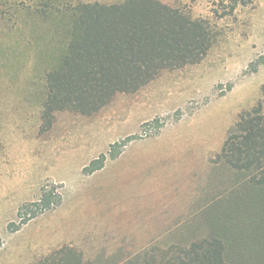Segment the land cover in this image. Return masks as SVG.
I'll return each mask as SVG.
<instances>
[{
	"label": "rangeland",
	"instance_id": "rangeland-1",
	"mask_svg": "<svg viewBox=\"0 0 264 264\" xmlns=\"http://www.w3.org/2000/svg\"><path fill=\"white\" fill-rule=\"evenodd\" d=\"M120 1L0 0V264L64 247L86 263L143 264L205 236L213 210L238 200L242 181L216 158L263 97L264 0H161L210 22L205 60L47 128L46 74L67 44L56 8Z\"/></svg>",
	"mask_w": 264,
	"mask_h": 264
},
{
	"label": "trees",
	"instance_id": "trees-1",
	"mask_svg": "<svg viewBox=\"0 0 264 264\" xmlns=\"http://www.w3.org/2000/svg\"><path fill=\"white\" fill-rule=\"evenodd\" d=\"M233 2L235 9L240 1ZM56 9L67 44L46 74L42 117L49 129L58 112L94 116L119 94L137 93L164 72L200 64L217 40L208 20L161 0L79 2ZM51 10L46 3L43 14L50 16ZM221 162L242 181L238 200L233 196L213 210L205 236L187 247L172 245L159 257L145 253L143 264H264V89L257 106L243 112L230 130L216 158ZM50 198L56 201L42 200L45 207L62 202L60 196ZM35 264L92 263L64 247Z\"/></svg>",
	"mask_w": 264,
	"mask_h": 264
},
{
	"label": "crops",
	"instance_id": "crops-1",
	"mask_svg": "<svg viewBox=\"0 0 264 264\" xmlns=\"http://www.w3.org/2000/svg\"><path fill=\"white\" fill-rule=\"evenodd\" d=\"M30 222H31V221H30ZM30 222L24 224L22 227L26 226V225L29 224ZM21 229H22V228H21ZM21 229H20V230H21ZM20 230H19V231H20ZM10 233H11V232H10ZM57 245H58V244H57Z\"/></svg>",
	"mask_w": 264,
	"mask_h": 264
}]
</instances>
